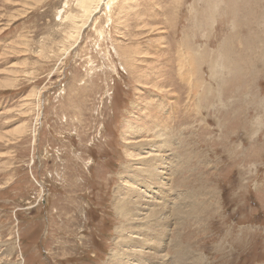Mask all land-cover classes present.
Returning <instances> with one entry per match:
<instances>
[{
	"label": "rangeland",
	"instance_id": "obj_1",
	"mask_svg": "<svg viewBox=\"0 0 264 264\" xmlns=\"http://www.w3.org/2000/svg\"><path fill=\"white\" fill-rule=\"evenodd\" d=\"M263 44L264 0H0V264H115L118 188L166 204L174 264H264Z\"/></svg>",
	"mask_w": 264,
	"mask_h": 264
},
{
	"label": "bare ground",
	"instance_id": "obj_2",
	"mask_svg": "<svg viewBox=\"0 0 264 264\" xmlns=\"http://www.w3.org/2000/svg\"><path fill=\"white\" fill-rule=\"evenodd\" d=\"M228 4V3H227ZM83 5V4H82ZM226 5V4H225ZM261 8V7H260ZM259 8V9H260ZM87 10V9H86ZM89 10V9H88ZM90 13V12H89ZM251 13V12H250ZM246 14V13H245ZM249 15V14H248ZM243 16V15H242ZM251 16V15H250ZM239 18H237L238 20ZM247 20V19H246ZM252 20V19H251ZM238 23V22H237ZM241 24V22H240ZM248 25V24H247ZM252 26V24H251ZM257 35V34H256ZM245 36V35H244ZM249 36V35H248ZM246 38V37H245ZM259 40V39H258ZM261 42V41H260ZM256 44V43H255ZM252 45V44H251ZM264 45V44H263ZM188 47V46H187ZM244 47V46H243ZM258 51V50H257ZM260 52V51H259ZM264 56V55H263ZM255 57V56H254ZM262 57V56H261ZM263 60V58H262ZM224 61V60H223ZM250 63V62H249ZM261 63V62H260ZM247 68V67H246ZM196 88V87H195ZM244 89V88H243ZM164 91V90H163ZM206 96H202V98H205ZM249 97V96H248ZM261 98V97H260ZM250 104V103H249ZM200 106V104H199ZM224 106V105H223ZM237 107V106H236ZM249 107V106H248ZM224 108V107H223ZM238 108V107H237ZM191 107H189L188 109H184L182 111L179 112V116L176 120V125L174 126L173 129L169 130L170 133V137L168 138V140L164 139L163 137L165 136L166 133H164L163 135H160L157 139L158 141L156 142L158 145L164 146L167 149H172L171 143L174 142V136L177 133V130L180 126V124L182 122H192L193 119H196V115L190 111ZM228 113V112H227ZM129 124V123H128ZM127 124V125H128ZM229 125V124H228ZM143 128L144 130H141V138L140 140H136V138H134L133 144L135 146H143L142 142H148L150 141V139H143V136H149V137H154L157 133V131L160 128V121H157L156 123H153V127H148V122L145 121V123L143 124ZM258 128V127H257ZM225 129V128H224ZM183 136V135H182ZM125 139V138H124ZM129 143H124L125 147L128 149H131L129 146ZM156 144V145H157ZM134 146V147H135ZM155 145H153V147H145V151L144 153H146V155H143L141 157H136V159H138L139 161L142 158H147L150 160L156 159L157 158V163L160 162V158H158V156L160 155L159 153H151V154H147L150 150L151 151H156L157 148L155 147ZM141 148V147H140ZM133 152H137L139 154L138 150L133 149ZM159 151V150H158ZM135 154V153H132ZM142 161V160H141ZM147 162V161H145ZM155 162V161H154ZM166 162V161H165ZM162 163V162H161ZM167 163V162H166ZM165 163V165H166ZM155 165V164H154ZM161 165V164H160ZM164 166V165H163ZM149 167V166H148ZM170 167V166H169ZM127 168V167H126ZM145 168V167H143ZM153 168V167H152ZM141 169V168H140ZM139 169V170H140ZM147 169V168H146ZM155 169V168H154ZM156 170V169H155ZM164 170V169H163ZM168 170V169H167ZM145 169H142V172L144 173ZM158 171V170H157ZM156 171V173H158ZM162 171V170H161ZM166 171V170H165ZM170 171V170H169ZM174 171V170H173ZM135 172V171H134ZM147 172V171H146ZM153 172V171H151ZM168 172V171H167ZM138 173V172H137ZM135 173V177H138V174ZM149 173V172H148ZM155 173V172H154ZM153 173V174H154ZM171 174V172H169ZM181 173V172H180ZM134 174V173H133ZM137 174V175H136ZM140 174V172H139ZM142 174V173H141ZM152 174V173H151ZM152 174V175H153ZM162 174V173H161ZM147 175V173H146ZM145 176V178H147L150 181H153L152 184H155L154 187L152 188H147L148 186V181L147 179H142L140 176V178L142 180H140L142 182L141 184V189H137V194L138 195H142L143 193L146 194L145 196H147L149 198H153L155 197L154 195H157V193L159 192V187L164 190L166 189V187H168V185L171 184V180L169 178L163 177L162 179L160 178L159 183H156L157 181H154L152 177H148ZM156 175V174H155ZM164 175V174H163ZM167 175V174H166ZM154 177V175H153ZM160 177V176H159ZM157 178V176H156ZM173 178V177H171ZM197 183V182H196ZM159 186H157V185ZM126 186V184H125ZM119 189V196L121 195V198H118V201H115V206L113 209V212L115 213V215H117L119 218H123L125 220V222L123 223L122 226H120V228L117 229L118 232V237L117 240L115 242V244L118 246L119 250L116 249H112L111 252L108 254L109 255V260H111L112 262H114L115 264H157L159 261L163 262L166 260L167 256H170V259L168 260V264H174V257L172 256V254L169 252V250H167V243H164V241H166V239H164L162 236L163 235H168V233L170 232V223L165 226L166 223H168L169 221H167V219L169 218L170 215H168L167 213L169 212L168 207L166 206V204H157L154 203V199L150 200H142V199H136V200H129V198L123 194V188H118ZM132 189V188H131ZM170 189V188H169ZM125 190V189H124ZM139 190V191H138ZM171 190V189H170ZM125 193H128L125 192ZM165 194V193H164ZM187 195H189L188 193H186ZM160 196L162 195V193L159 194ZM166 195V194H165ZM164 195V196H165ZM181 195V194H180ZM179 195V196H180ZM184 196V195H183ZM186 196V195H185ZM117 198V196H116ZM137 198V197H136ZM185 198V197H184ZM183 199V198H182ZM187 201V198L185 199ZM194 202V201H193ZM199 205V204H198ZM206 205V204H205ZM185 206V204H184ZM183 207L181 206H177L178 210H180V214H183L185 211L183 210ZM200 207V206H199ZM172 209V208H171ZM199 209V208H198ZM115 210V211H114ZM194 211V210H193ZM197 211V210H196ZM190 212V211H189ZM200 214V213H199ZM177 215V214H175ZM179 215V214H178ZM180 216V215H179ZM187 216V214H186ZM175 217V216H174ZM182 217V215H181ZM178 218V217H177ZM140 222L139 224L137 223ZM180 221H178L177 223H179ZM126 223L128 224H133V225H126ZM182 223V221H181ZM143 225H148L149 228H161L162 231L160 233L161 238L158 240L160 241L159 245L157 247H155L154 251L151 247L149 246H141L138 242H136V240L140 239L139 235L136 234H130L131 232L135 231L139 234H142V231L140 228H143ZM118 226V225H117ZM126 226L127 228L131 229L128 230V233H126ZM152 226V227H151ZM179 227V226H178ZM116 226L114 227L115 230ZM138 228V229H137ZM165 228V229H163ZM115 234V231H113ZM86 233V232H85ZM126 233V234H125ZM125 234V238L123 237V235ZM117 235V234H116ZM176 239V238H175ZM179 239V238H178ZM168 240V237H167ZM172 240L173 244H176V246H178L176 252L178 251V253L180 254V258L184 261L185 258L189 255L190 250L188 249V244L186 243V241L181 240L184 244H187L186 246L178 240ZM139 242H141L142 244H145L147 242V240H139ZM168 242V241H167ZM115 245V246H116ZM181 245V246H180ZM114 248V247H113ZM187 248V249H186ZM126 249L130 250V253H128L126 251ZM170 249V248H169ZM145 250V251H143ZM147 250V251H146ZM154 252H152V251ZM168 251V252H167ZM192 253V252H191ZM190 253V254H191ZM175 255V254H174ZM176 255H178L176 253ZM140 256H144L139 258ZM193 256V255H192ZM145 257H148L145 258ZM177 258V256H175ZM179 258V259H180ZM108 260V261H109ZM196 260V259H195ZM180 262V261H179ZM111 263V262H110ZM180 264V263H179ZM187 264V263H186ZM192 264V262H191ZM195 264V263H194ZM197 264V263H196Z\"/></svg>",
	"mask_w": 264,
	"mask_h": 264
},
{
	"label": "crops",
	"instance_id": "obj_3",
	"mask_svg": "<svg viewBox=\"0 0 264 264\" xmlns=\"http://www.w3.org/2000/svg\"><path fill=\"white\" fill-rule=\"evenodd\" d=\"M205 99H206V97H205V98H200V99H198V101H199V102H202V101H205ZM202 105H203V103L200 104V107H201L200 110H203V109H204ZM201 117H202V111H198V113L196 114V119L199 118L200 120H202ZM202 129H203V127H202ZM246 150H251V149L248 148V149H246ZM246 150H245V151H246ZM243 159H244V158H243ZM239 160H242V158H239ZM239 160H238V161H239ZM244 160H245V161H250L249 153H248V156L245 157Z\"/></svg>",
	"mask_w": 264,
	"mask_h": 264
}]
</instances>
